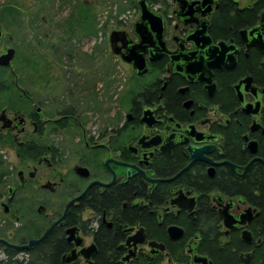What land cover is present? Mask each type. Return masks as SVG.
<instances>
[{
    "label": "flooded vegetation",
    "instance_id": "flooded-vegetation-1",
    "mask_svg": "<svg viewBox=\"0 0 264 264\" xmlns=\"http://www.w3.org/2000/svg\"><path fill=\"white\" fill-rule=\"evenodd\" d=\"M257 1L172 0L163 14L146 1L163 18L162 39L152 34L150 44H142L135 27L140 18L132 31L118 30L127 38L115 45L116 56L132 68L133 77L128 97L107 98L106 108L97 110L111 117L97 131L87 127L88 108L80 110L75 100L76 92L85 95L86 90L42 87L43 78L27 88L8 69L14 88H0V239L19 247L38 240L62 217L67 204L81 196L42 244L21 251H38L47 240L60 237L63 251H70L64 256L72 251H97L91 263L79 257L70 264L80 259L94 264L102 251L97 240L112 231L115 238L123 239L118 250L124 255L118 264H130L141 254L163 257V264H180L170 251H185L192 264L193 254H199L200 235L185 240V228L173 222L194 221L203 196L198 190H208L209 180L224 173L243 177L254 163L263 165L255 161L245 172L243 168L253 159L264 161V9L258 10L255 21L242 18L244 22L234 28L227 27L224 18L255 11ZM0 27L3 29L1 23ZM192 35L197 40H191ZM5 39L6 34L0 42ZM133 50L143 56L144 75L122 58ZM217 57L223 68L210 66ZM51 75L46 73L44 80L55 79ZM250 143L256 144L255 152L249 149ZM203 147L212 149L204 153L208 160L228 161L237 169L192 161L194 151ZM180 191L196 199L192 212L171 206ZM207 197L217 215L219 204L225 206L230 200L236 216L252 207L242 197L217 190ZM61 202L60 211L49 213L51 208L61 207ZM257 212L250 224L238 229L241 237L244 230L253 234L249 227L259 216ZM7 219L19 226L13 228ZM221 225L227 240L232 231L226 235ZM171 226L183 229V236L171 239ZM71 229L75 232H68ZM135 235L127 245L128 238ZM253 237L252 244L262 243L263 238ZM138 240L145 242L135 247ZM151 241L163 245V252L149 247ZM0 251L7 258L5 251L20 250L0 244ZM130 251L137 253L124 261ZM247 254L252 257L249 264L253 259L251 252L241 253L242 264V255L245 259Z\"/></svg>",
    "mask_w": 264,
    "mask_h": 264
},
{
    "label": "rangeland",
    "instance_id": "rangeland-1",
    "mask_svg": "<svg viewBox=\"0 0 264 264\" xmlns=\"http://www.w3.org/2000/svg\"><path fill=\"white\" fill-rule=\"evenodd\" d=\"M140 1L0 0V23L6 34L5 41L0 42V53L5 46L16 50L14 69L27 88L43 78L42 87L86 90L85 95L76 92L75 100L80 110L88 108L87 127L97 131L111 119L106 112L97 113L101 107L106 108L107 98L128 97L132 68L112 53L110 36L118 30L132 31L140 18ZM145 1L160 14L172 3V0ZM5 7H14L18 13L2 16ZM46 73H53L55 79L45 81ZM9 75H4V79L14 88V78ZM59 205L49 213L60 211L62 202ZM7 223L13 228L19 226L10 219ZM2 259L5 256L0 251ZM79 261L86 264L84 259Z\"/></svg>",
    "mask_w": 264,
    "mask_h": 264
},
{
    "label": "trees",
    "instance_id": "trees-1",
    "mask_svg": "<svg viewBox=\"0 0 264 264\" xmlns=\"http://www.w3.org/2000/svg\"><path fill=\"white\" fill-rule=\"evenodd\" d=\"M255 8V11L248 12L245 16L240 13L224 16L227 22L226 26L231 25L234 28L236 24L242 23V18L247 19V22L255 21L259 16V11L264 9V0H258ZM10 12L18 13L14 7H5L2 16H6ZM82 16L87 17L85 14ZM6 74L9 75L8 69L0 68V75L3 77L0 80V88L9 87L8 81L4 79ZM261 156L264 158L263 153ZM209 183L208 190H203V188L198 190L203 196L194 221H175L173 223L185 228V240L194 234L200 235L197 252L207 256L213 264H242L240 254L244 252L253 254L250 264H264V166L260 163H254L243 177L224 173L209 180ZM213 190L220 191L229 197H242L250 206L258 209L259 216L254 219L249 229L256 239L263 238L261 244L246 245L241 239V230L232 231L229 238L224 239L217 212L212 209L207 197L209 192ZM122 240L115 238L112 231H108L103 238H99L97 242L101 245L102 251H99L94 264L120 263L124 251L118 250V244ZM64 248L62 238L59 237L55 241L51 238L40 246L38 251L23 252L24 257L22 258L18 257L19 252L17 251H5L7 258L0 260V264H62L63 256L70 252L63 251ZM170 253L180 264H189V257L184 254L185 251H170ZM162 260L163 257L153 258L141 254L138 259L130 264H162ZM73 264L81 263L78 261Z\"/></svg>",
    "mask_w": 264,
    "mask_h": 264
},
{
    "label": "water",
    "instance_id": "water-1",
    "mask_svg": "<svg viewBox=\"0 0 264 264\" xmlns=\"http://www.w3.org/2000/svg\"><path fill=\"white\" fill-rule=\"evenodd\" d=\"M138 7L140 9V21L136 23L135 27H136L139 35H140V39H141L142 44H144V43L150 44L152 34L159 41H161L162 35H163V18L161 16L153 13V11L150 9L149 5L147 4V2L145 0L140 1L138 3ZM261 23H264V13L262 14ZM2 36H5V33L3 32V29L0 27V39L2 38ZM126 38H127L126 34H124L122 32L115 31L111 34L110 44H111L112 53L114 55L118 54V51L115 49V45L118 42H125ZM190 39L191 40H197L195 35H192L190 37ZM205 40H206V43L209 44V46H210V38L207 37V38H205ZM220 48L222 50L226 49L224 44H220ZM132 49H135V47H132ZM217 49L218 48H216L215 51H217ZM15 56H16V50L12 47H6L5 50L0 54V67L1 68H7L12 73H15V70H14ZM214 57H215V55L212 54V58H214ZM122 58L127 63H133L134 67L137 70L139 75L146 74L147 69H146L145 61L143 60V56L136 54L135 50L131 51L129 53L128 57L124 55ZM209 60H210V57H209ZM210 62H211L210 66L217 68V69L223 68V66H224V65H221V66L219 65L220 63H222V60H220L218 57L215 59L214 62H212V61H210ZM231 62L234 64V58H232ZM15 79L16 80L18 79L17 75H15ZM255 147H256L255 143H250L249 149L252 152H255V150H256ZM211 150H212L211 147H203L201 149L195 150L194 154L191 156L192 161L199 159V160L207 161V162H209L215 166L229 165L233 170L237 169V167L235 165H233L232 163H230L228 161H224L221 163H214L213 161H210L207 158H205L204 153H209ZM255 161H260L264 165V161L262 159L255 158L246 167H244L243 170L246 172L249 169V167ZM190 166L191 165H189L184 170L189 169ZM183 171H181L178 175H180ZM213 174H214V169H211L210 175L213 176ZM167 181H169V180H158L157 182H167ZM188 195H190V193H187V195H185L183 193V191L178 192L177 198L172 200L171 206L176 207L181 211H185L188 213L192 212L196 206V199L195 198H188ZM80 198H81V196L70 201L67 204V206L65 208V212L62 215V217L57 222H55L46 231V233L41 238H39L38 240H31L27 245L21 246V247L9 244L5 240H1V239H0V244H4L8 248L20 250L19 252H23L21 250H32L36 246L42 244L49 237V235L53 232V230L60 223H62L65 220V218L67 217V215L70 212L71 206L73 204H75L77 201H79ZM242 203L245 204L244 201H242ZM219 207H220V209L218 210V218L221 221V223L223 224L224 228L226 229V235H229V233L231 231H235V230H238L240 228L246 227L248 224H250L252 222L253 215L255 213H256V215H258L257 209L252 208V207H248L244 212L240 213L237 216L234 215L231 212V210L233 209V202L231 200L225 206H223V204H219ZM68 232L73 233V232H75V229H71ZM142 233H143V230H141L139 232L140 235ZM168 233H169V236L171 239H179L183 236L184 232H183V229H181L177 226H171L168 228ZM134 238L136 239L137 235L129 237L127 240V245H130L131 241L134 240ZM241 238L246 244L254 243L253 234L248 230H244L242 232ZM69 240H71V238H69ZM144 242L145 241L138 240V241L134 242V245H135V247H137L138 244L142 245V244H144ZM79 245H80V243L78 242L77 246H79ZM148 245L152 249L160 248L162 250V252L165 249L163 247V245H160L155 241H151ZM94 250H96V249H94ZM151 252H152V254H154L157 251H151ZM135 253H137V251H130V255L125 257L124 261H128L130 259L131 255L134 256ZM96 254H97V251H80V252L72 251L69 255H66L63 257L62 263L63 264H70V263L76 261L79 257H84L87 262L91 263V259ZM251 258H252L251 254L245 255V259H244V256L242 255V259H243L244 264H249ZM192 264H213V263L210 261V259L207 256H202V255H199L197 253H194L193 258H192Z\"/></svg>",
    "mask_w": 264,
    "mask_h": 264
}]
</instances>
